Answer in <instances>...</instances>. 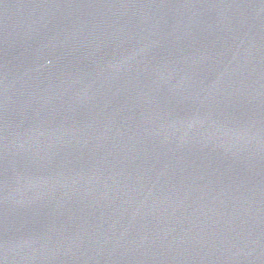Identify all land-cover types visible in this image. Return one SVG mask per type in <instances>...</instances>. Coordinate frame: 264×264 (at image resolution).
<instances>
[{
  "label": "water",
  "instance_id": "obj_1",
  "mask_svg": "<svg viewBox=\"0 0 264 264\" xmlns=\"http://www.w3.org/2000/svg\"><path fill=\"white\" fill-rule=\"evenodd\" d=\"M0 264H264V0H0Z\"/></svg>",
  "mask_w": 264,
  "mask_h": 264
}]
</instances>
